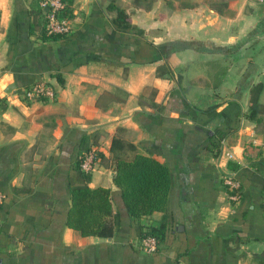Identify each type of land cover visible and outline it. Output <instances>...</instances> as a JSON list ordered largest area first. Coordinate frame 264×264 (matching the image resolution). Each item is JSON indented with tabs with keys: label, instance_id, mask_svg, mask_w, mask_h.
Segmentation results:
<instances>
[{
	"label": "crops",
	"instance_id": "1",
	"mask_svg": "<svg viewBox=\"0 0 264 264\" xmlns=\"http://www.w3.org/2000/svg\"><path fill=\"white\" fill-rule=\"evenodd\" d=\"M64 1L72 29L50 35L39 0H0V264H264V0ZM38 80L52 97L24 96ZM114 136L167 164L164 211L128 213ZM84 185L110 188L111 236L68 225ZM163 214L147 252L142 229Z\"/></svg>",
	"mask_w": 264,
	"mask_h": 264
},
{
	"label": "trees",
	"instance_id": "2",
	"mask_svg": "<svg viewBox=\"0 0 264 264\" xmlns=\"http://www.w3.org/2000/svg\"><path fill=\"white\" fill-rule=\"evenodd\" d=\"M114 22L122 28L131 25L129 14L115 2L107 6ZM60 35V34H50ZM263 82L252 84L250 88V112L256 115L258 97ZM264 133V130H263ZM114 161L113 182L120 189L121 197L128 213L133 218L150 215L154 211H164L170 189V173L167 164L152 155L143 154L137 146L119 136H114L110 145ZM71 207L67 223L82 236H111L119 223V214L112 212L110 188L103 185H84L71 191ZM165 214L159 225L143 227L141 238L152 235L158 243L165 232Z\"/></svg>",
	"mask_w": 264,
	"mask_h": 264
},
{
	"label": "built area",
	"instance_id": "3",
	"mask_svg": "<svg viewBox=\"0 0 264 264\" xmlns=\"http://www.w3.org/2000/svg\"><path fill=\"white\" fill-rule=\"evenodd\" d=\"M39 4L44 11L45 29L48 34L65 35L71 31L72 22L66 14V3L64 0H39ZM23 94L28 99L42 96L52 97L54 95V89L45 81L38 80L27 87ZM229 156H232V154H229ZM97 160L98 154L95 150L83 151L79 156L80 167L87 173L94 169ZM223 180L234 191L232 197H236L240 187L239 180L231 174L224 175ZM141 246L147 252H154L158 249L159 243L154 236L146 235L141 238Z\"/></svg>",
	"mask_w": 264,
	"mask_h": 264
}]
</instances>
